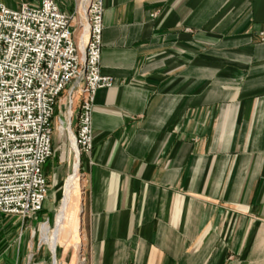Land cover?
Wrapping results in <instances>:
<instances>
[{
  "label": "crops",
  "instance_id": "crops-1",
  "mask_svg": "<svg viewBox=\"0 0 264 264\" xmlns=\"http://www.w3.org/2000/svg\"><path fill=\"white\" fill-rule=\"evenodd\" d=\"M102 24L113 85L95 93L92 149L77 168L72 82L51 120L50 203L0 213V264H264V0H104ZM62 196L52 252L36 228L56 227Z\"/></svg>",
  "mask_w": 264,
  "mask_h": 264
},
{
  "label": "built area",
  "instance_id": "built-area-1",
  "mask_svg": "<svg viewBox=\"0 0 264 264\" xmlns=\"http://www.w3.org/2000/svg\"><path fill=\"white\" fill-rule=\"evenodd\" d=\"M83 6L80 8V2ZM104 0H78L72 13L54 0L0 4V213L30 217L47 196L44 165L52 156L55 103L72 82L80 104L73 155L92 149V110L101 74ZM78 19L75 25L72 20ZM83 35V44L74 37Z\"/></svg>",
  "mask_w": 264,
  "mask_h": 264
},
{
  "label": "rangeland",
  "instance_id": "rangeland-1",
  "mask_svg": "<svg viewBox=\"0 0 264 264\" xmlns=\"http://www.w3.org/2000/svg\"><path fill=\"white\" fill-rule=\"evenodd\" d=\"M78 0H74V3L72 4V6H71V8H70V4L68 3V1L66 0H64V3H65V6L66 7H68L67 8V10H68V12L70 13L71 11L73 12L74 11V9H75V5H76V2H77ZM77 19H78V16L75 14V18L72 20V23L75 25V23H76V21H77ZM77 34H78V29H76V31H75V33H74V37H75V39L77 40ZM54 126V125H53ZM54 128H55V126H54ZM52 163H53V152H52V156L47 160V162L45 163V165H44V172H51L52 171ZM73 163H74V161H73ZM75 165V164H74ZM71 174H72V172H70ZM69 173V174H70ZM65 193V192H64ZM64 193H63V195H64ZM49 195H50V193H48ZM47 196V198H46V200L44 201V203H43V210H46L47 209V206L49 205V203H50V196ZM51 195L52 196H54V194L53 193H51ZM60 195V194H59ZM59 199H60V197L58 198V200H56V208L58 207V205L60 204V201H59ZM64 199V196H62V199H61V203L62 202H64V201H62ZM76 200H77V194L76 193H74V194H72V197H71V200H70V202L69 203H74V202H76ZM66 202V201H65ZM69 203L67 204V206L65 207V210H64V214H63V220H62V228H63V231H66V227H65V215H66V211H67V208H68V205H69ZM64 206H65V204H64ZM59 208V207H58ZM64 208V207H63ZM58 210V209H57ZM63 211V210H62ZM62 211H61V213H60V215H59V221L57 222V224H56V227H55V223H54V221L52 220V222H51V227L52 228H50L49 227V225H48V222H44V221H46V218H44L43 220H42V222L43 223H41V225L40 224H38L37 225V228H36V233H37V236H38V234H40L41 232H42V230H43V226H44V224H46L47 223V225L45 226V231H43V233H42V236L44 235V233H46V237H45V240H43V242H45L46 244H48V246H49V248H50V242H51V240L52 241H55L54 243H55V246H56V244L58 243L57 242V232H58V223L60 222V220H61V214H62ZM53 212H55V210L53 211ZM55 217H56V215H55ZM55 228H54V227ZM61 227V226H60ZM68 231V230H67ZM30 232V231H29ZM59 241H60V239H59ZM45 246V245H44ZM45 247H47V246H45Z\"/></svg>",
  "mask_w": 264,
  "mask_h": 264
},
{
  "label": "bare ground",
  "instance_id": "bare-ground-1",
  "mask_svg": "<svg viewBox=\"0 0 264 264\" xmlns=\"http://www.w3.org/2000/svg\"><path fill=\"white\" fill-rule=\"evenodd\" d=\"M83 6V1H81L80 2V8ZM79 37V38H78ZM77 38H78V40H79V45L80 46H82V44H83V35H81V36H78V34H77ZM72 146H73V143H72ZM73 147H75V146H73ZM75 163H77V168H78V166H79V162H78V158H77V155H75V157H74V164ZM75 172H76V170H75ZM71 180V178L69 179V181ZM64 204H65V201L64 202H62V203H60V206H59V208H58V210H57V219H56V224H57V222L59 221V215H60V213H61V211L63 210V207H64ZM55 241H52L51 240V242H50V249H51V251L52 252H54V249H55V243H54ZM54 255V254H53Z\"/></svg>",
  "mask_w": 264,
  "mask_h": 264
}]
</instances>
